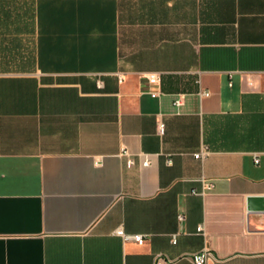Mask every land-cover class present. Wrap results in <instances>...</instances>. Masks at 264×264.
Masks as SVG:
<instances>
[{
  "label": "crops",
  "instance_id": "1",
  "mask_svg": "<svg viewBox=\"0 0 264 264\" xmlns=\"http://www.w3.org/2000/svg\"><path fill=\"white\" fill-rule=\"evenodd\" d=\"M252 197L264 0H0V264H264Z\"/></svg>",
  "mask_w": 264,
  "mask_h": 264
},
{
  "label": "built area",
  "instance_id": "2",
  "mask_svg": "<svg viewBox=\"0 0 264 264\" xmlns=\"http://www.w3.org/2000/svg\"><path fill=\"white\" fill-rule=\"evenodd\" d=\"M147 82L148 84H150V86H154L157 85L158 83V76L156 74L154 75H150L147 77ZM158 93L154 92L152 94H150V98L154 99L155 97H157ZM208 94H203L204 97H206ZM181 100H178L175 102L176 106H179L181 104ZM157 131H158V135L159 136H163L164 135V125L162 123L158 124L157 126ZM201 157V155H195L193 158L195 160L199 159ZM255 164H258V160L255 159ZM149 166L148 160L147 158H144L143 162H142V167L146 168ZM211 188V187H210ZM209 188V189H210ZM179 220H181V217H179ZM201 228L198 229V233L201 232ZM114 235L116 237H119L122 242L127 243V242H133L138 246H142L144 244V239L141 236H131V235H125L122 231V229H118L114 232ZM175 241H173L174 244ZM210 259H212V256L207 252V251H202L201 253L192 255L191 257V261L193 264H206Z\"/></svg>",
  "mask_w": 264,
  "mask_h": 264
},
{
  "label": "water",
  "instance_id": "3",
  "mask_svg": "<svg viewBox=\"0 0 264 264\" xmlns=\"http://www.w3.org/2000/svg\"><path fill=\"white\" fill-rule=\"evenodd\" d=\"M247 212L252 213H264V198L252 197L247 199Z\"/></svg>",
  "mask_w": 264,
  "mask_h": 264
}]
</instances>
